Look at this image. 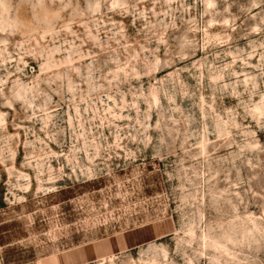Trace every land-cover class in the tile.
I'll list each match as a JSON object with an SVG mask.
<instances>
[{
  "label": "rangeland",
  "instance_id": "374dc122",
  "mask_svg": "<svg viewBox=\"0 0 264 264\" xmlns=\"http://www.w3.org/2000/svg\"><path fill=\"white\" fill-rule=\"evenodd\" d=\"M0 264H264V0H0Z\"/></svg>",
  "mask_w": 264,
  "mask_h": 264
},
{
  "label": "crops",
  "instance_id": "0c3cea01",
  "mask_svg": "<svg viewBox=\"0 0 264 264\" xmlns=\"http://www.w3.org/2000/svg\"><path fill=\"white\" fill-rule=\"evenodd\" d=\"M108 253H110V252L106 250V251H103L102 254L100 253V255H105V254H108Z\"/></svg>",
  "mask_w": 264,
  "mask_h": 264
}]
</instances>
